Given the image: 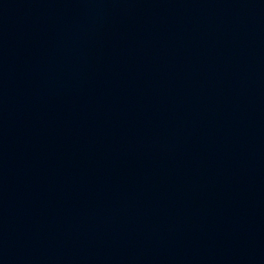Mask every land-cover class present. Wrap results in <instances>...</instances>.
Listing matches in <instances>:
<instances>
[{"label":"water","instance_id":"water-1","mask_svg":"<svg viewBox=\"0 0 264 264\" xmlns=\"http://www.w3.org/2000/svg\"><path fill=\"white\" fill-rule=\"evenodd\" d=\"M0 264H264V0H0Z\"/></svg>","mask_w":264,"mask_h":264}]
</instances>
